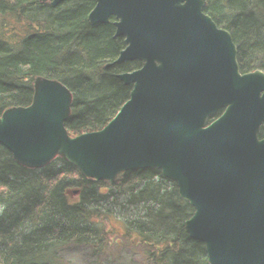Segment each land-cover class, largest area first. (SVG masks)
I'll use <instances>...</instances> for the list:
<instances>
[{
  "label": "trees",
  "instance_id": "16d2710c",
  "mask_svg": "<svg viewBox=\"0 0 264 264\" xmlns=\"http://www.w3.org/2000/svg\"><path fill=\"white\" fill-rule=\"evenodd\" d=\"M88 5L94 68L69 9L0 0V173L44 168L50 178L44 204L36 187H0V264H36L39 244L46 264H147L127 221L137 219L150 160L151 206L164 198L168 217L220 236L240 169L264 155V0ZM18 6L27 57L8 21ZM113 86L141 104L137 124ZM250 233L246 259L197 264H264V183Z\"/></svg>",
  "mask_w": 264,
  "mask_h": 264
},
{
  "label": "rangeland",
  "instance_id": "374dc122",
  "mask_svg": "<svg viewBox=\"0 0 264 264\" xmlns=\"http://www.w3.org/2000/svg\"><path fill=\"white\" fill-rule=\"evenodd\" d=\"M55 2L57 7L70 10L72 19L79 33L84 53L89 58L92 68H94L92 46L88 39L85 25L86 18L90 11L88 0H55ZM21 15L22 7L18 6L15 10L8 14V21L10 22L12 31L16 35L23 55L27 57L30 56V52L27 49V45L23 41V38L18 34ZM114 94L120 107L123 108L124 99L118 100L115 92ZM134 107L139 110V115H141L143 109L137 100H135ZM150 164V169L153 171L147 177V185L137 187V189H141V195H143L139 203V207L141 208H143L147 203L148 179L153 178V181L156 179L155 168L153 167L152 160H150ZM37 167L41 166H36L35 168ZM164 179H166V177ZM154 187L155 186L153 185L154 196L152 201L155 198ZM159 187L163 189L161 183ZM164 203V198L158 199L155 206L152 207L150 204L148 207L137 211L136 220L127 221L132 233L144 247L147 264H180L184 259H192L198 253V244L203 240L201 237L206 233L210 234L217 231L215 227L206 226L201 222L195 221L190 216L179 218L168 217V215L160 209V206H163ZM37 204L41 210L44 209V206L41 205L40 202ZM99 210L101 212L103 211L102 208ZM44 251V246L41 244L36 247L34 254V261L36 264H46L47 257L46 254H44ZM211 253L213 252L211 251Z\"/></svg>",
  "mask_w": 264,
  "mask_h": 264
},
{
  "label": "water",
  "instance_id": "95a60500",
  "mask_svg": "<svg viewBox=\"0 0 264 264\" xmlns=\"http://www.w3.org/2000/svg\"><path fill=\"white\" fill-rule=\"evenodd\" d=\"M24 1L22 0V3ZM112 90L116 93L118 100L124 99L123 110L131 116L134 124H137L139 110L134 107V97L125 87H113ZM260 183H264V155L260 156L255 164L240 169L232 200L222 213L220 236L203 238L198 244L197 255L189 260L184 259L180 264H197L207 255H227L237 261L249 256L253 244L250 233L253 196ZM33 186L37 187L40 200L45 203L50 189V178L46 170L35 169L26 174L0 173V187L5 192L25 193ZM153 196V178H150L147 203L140 210L151 204Z\"/></svg>",
  "mask_w": 264,
  "mask_h": 264
},
{
  "label": "bare ground",
  "instance_id": "6f19581e",
  "mask_svg": "<svg viewBox=\"0 0 264 264\" xmlns=\"http://www.w3.org/2000/svg\"><path fill=\"white\" fill-rule=\"evenodd\" d=\"M113 87H118V86H113ZM37 169H44V168H37ZM44 170H46V169H44ZM34 171V170H33ZM47 171V170H46ZM32 172V171H31ZM28 173H30V172H28ZM16 174H18V173H16ZM23 174H26V173H23ZM33 187H35V186H33ZM37 188V187H36ZM38 190V189H37ZM5 192V191H4ZM6 193H8V192H6ZM38 193H39V191H38ZM41 199V197H40V194H39V200ZM40 202L42 203V204H44V202H42L41 200H40ZM86 217H88L87 215H85Z\"/></svg>",
  "mask_w": 264,
  "mask_h": 264
}]
</instances>
